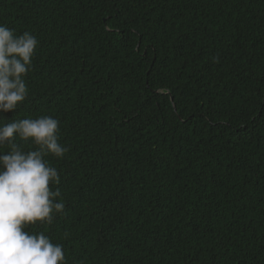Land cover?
<instances>
[{
    "label": "trees",
    "instance_id": "16d2710c",
    "mask_svg": "<svg viewBox=\"0 0 264 264\" xmlns=\"http://www.w3.org/2000/svg\"><path fill=\"white\" fill-rule=\"evenodd\" d=\"M0 24L39 41L0 120L50 115L69 149L63 213L24 231L67 264H264V0H0Z\"/></svg>",
    "mask_w": 264,
    "mask_h": 264
},
{
    "label": "clouds",
    "instance_id": "9594fccd",
    "mask_svg": "<svg viewBox=\"0 0 264 264\" xmlns=\"http://www.w3.org/2000/svg\"><path fill=\"white\" fill-rule=\"evenodd\" d=\"M38 43L31 32L0 24V113L28 97L26 76ZM59 123L50 115L0 120V264H67L62 244L44 231L23 230L51 225L65 209L59 172L45 159L69 150L59 142Z\"/></svg>",
    "mask_w": 264,
    "mask_h": 264
},
{
    "label": "water",
    "instance_id": "95a60500",
    "mask_svg": "<svg viewBox=\"0 0 264 264\" xmlns=\"http://www.w3.org/2000/svg\"><path fill=\"white\" fill-rule=\"evenodd\" d=\"M170 99L172 100V97H170ZM174 107V106H173Z\"/></svg>",
    "mask_w": 264,
    "mask_h": 264
}]
</instances>
